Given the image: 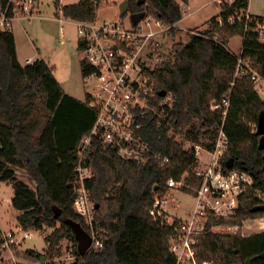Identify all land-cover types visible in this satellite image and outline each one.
<instances>
[{
	"label": "trees",
	"instance_id": "1",
	"mask_svg": "<svg viewBox=\"0 0 264 264\" xmlns=\"http://www.w3.org/2000/svg\"><path fill=\"white\" fill-rule=\"evenodd\" d=\"M101 1L59 6L65 18L90 22L96 20ZM187 2L128 0V11L120 17L145 12L169 25L166 32L174 37L180 30L175 24L182 17L181 3ZM247 6L248 0H220L218 15L203 29L190 30L185 41L173 42L166 58L146 70L156 86L174 98L170 120L159 123L149 116L142 133L155 152L169 158L167 164L125 160L95 138L81 154L82 164L92 173L86 185L95 200L93 228L102 240L101 247L83 254L77 237L81 221L73 210L74 191L68 184L73 183L79 148L95 119L89 94L80 100L66 93L42 58L21 64L12 32H0V181L11 185V205L19 211L16 220L25 231L50 229L44 252L26 249L24 258L40 262L60 256L61 242L66 240L75 264H176L169 250L174 227L165 221L166 213L162 218L151 216L153 198L165 192L168 178L179 180L185 171L190 187L199 184L192 173L198 159L185 142L212 150L220 129L227 138L222 165L233 158L234 166L246 169L253 182L239 197L232 218H211L208 224L240 225L264 216V210L252 209L264 204V148H258L260 135L255 134L264 97L248 74H235L239 54L264 76V43L255 20L244 17ZM235 36L242 39L237 55L228 48ZM80 70L83 77L89 71L82 59ZM225 94L229 103L223 115V107L212 105L220 104ZM13 167L24 169L35 187L19 180ZM190 187L181 190L192 193ZM2 236L0 229V249L5 242ZM194 246L198 263L264 264V256H258L264 252V230L246 236L239 231H206L196 237Z\"/></svg>",
	"mask_w": 264,
	"mask_h": 264
},
{
	"label": "built area",
	"instance_id": "2",
	"mask_svg": "<svg viewBox=\"0 0 264 264\" xmlns=\"http://www.w3.org/2000/svg\"><path fill=\"white\" fill-rule=\"evenodd\" d=\"M42 2L43 0H0V32H11L16 21L40 18ZM249 14L245 12V19H254L259 36L263 35L264 21L259 22ZM53 19L58 20L55 17ZM72 21L78 33L81 59L89 66L84 78L95 82L93 91L88 93V104L95 111V119L78 151L79 159L72 183L73 210L81 221L80 228L87 231L85 233L90 239L89 248H98L102 246V240L97 237L93 228L95 200L86 185V180L92 173L89 167L82 164L80 156L91 139L95 138L125 160L138 164L152 161L158 165L169 162L167 156L155 152L142 136L143 124L149 116L159 123L168 122L170 110L173 109V94L157 87L146 72L163 60L161 38L165 36L169 25L155 20L145 12L128 26L121 21ZM235 74H248L254 86L264 90V76L251 65L248 57L238 54ZM228 103V94H225L220 104H214L212 108L223 107L222 114L225 115ZM169 133L172 135V130ZM184 146L194 148L198 164L192 169V173L199 179V184L193 188L185 182L187 171L179 180L168 178L165 192L155 194L150 214L154 218H162L166 213L165 221L174 227L169 250L175 256L176 264H207L206 261L198 263L196 260V237L206 231H237V224L209 225L208 222L211 218H232L236 213L239 197L251 186L253 177L246 169L234 164L231 168L222 165L221 158L227 146V138L222 129L219 130L213 149H204L208 156L204 164H200L198 157V150L201 148L199 145L193 146L186 141ZM183 187L193 190L192 210L186 213V218L170 216L165 210L169 196L166 191L175 188L181 190ZM174 221H177L176 224ZM51 261L56 260L52 258L48 262ZM40 262L24 263L14 258L0 259V264Z\"/></svg>",
	"mask_w": 264,
	"mask_h": 264
},
{
	"label": "rangeland",
	"instance_id": "3",
	"mask_svg": "<svg viewBox=\"0 0 264 264\" xmlns=\"http://www.w3.org/2000/svg\"><path fill=\"white\" fill-rule=\"evenodd\" d=\"M77 0H60L58 4L53 1L43 0L40 5V18H33L29 21L16 24L11 32L14 36L17 57L21 63L34 55L36 58L44 59L54 77L59 81L61 87L66 93L80 100L84 99L85 93H91L95 82L85 79L81 75L80 60L82 52L78 49V33L76 26L71 19L65 18L60 10V5L71 4ZM220 0H188L187 3H181L182 18L178 23L179 32L171 37L166 32L161 38L163 52V60L170 50L171 44L175 41H185L190 30H201L205 26V22L210 18L218 15ZM230 1V0H228ZM122 0H102L98 5L96 12L97 23L108 21L115 23L123 22L128 26L133 20L130 14L120 17L119 4ZM248 12L254 16L264 18V0H248ZM58 20H54L53 18ZM61 26V28H60ZM63 35L62 37H60ZM260 41L264 43V34L260 36ZM241 47V37H232L228 42V48L233 53H238ZM258 93L264 97V90L256 86ZM198 157L200 164H204L208 160L205 148L199 146ZM19 180L34 188V182L29 179L26 171L19 167H13ZM168 192V203L165 210L170 216L178 218H186L187 212L192 210L194 205V195L188 191L180 189H170ZM13 190L10 184L0 181V229L5 237V242L0 249V259H15L19 262H36L30 258H24L23 253L26 249L44 252L46 248L44 237L49 233L50 229L25 231L17 222L16 215L18 210L12 207L11 197ZM221 224V223H220ZM224 225V224H222ZM238 225V224H237ZM264 230V216L245 219L236 232L241 235H248L254 232ZM234 232V233H236ZM221 233H226L221 231ZM8 234H10L8 236ZM27 234L30 236L27 237ZM62 254L54 257L56 261L48 262L50 259L41 260L38 264H72L75 260L73 248L69 241H62ZM17 251V253H16ZM74 257V260H73ZM72 260V261H71Z\"/></svg>",
	"mask_w": 264,
	"mask_h": 264
},
{
	"label": "water",
	"instance_id": "4",
	"mask_svg": "<svg viewBox=\"0 0 264 264\" xmlns=\"http://www.w3.org/2000/svg\"><path fill=\"white\" fill-rule=\"evenodd\" d=\"M119 11L120 14H123L128 11V0H122V2L119 4ZM142 13H136L132 15L133 20L132 22H135L139 19ZM255 134L260 135L259 141H258V148H264V112L261 111L257 118V123L255 125ZM234 164L233 158H228L225 162V166L227 168H231ZM72 183L68 184V187H71ZM253 210H264V204H258L252 208ZM77 237H78V249L80 253H85L89 247H90V239L87 236V234L81 230L80 228H77ZM258 256H264V252L259 254ZM74 263V262H73ZM249 261L246 260L244 264H248ZM75 264V263H74Z\"/></svg>",
	"mask_w": 264,
	"mask_h": 264
},
{
	"label": "crops",
	"instance_id": "5",
	"mask_svg": "<svg viewBox=\"0 0 264 264\" xmlns=\"http://www.w3.org/2000/svg\"><path fill=\"white\" fill-rule=\"evenodd\" d=\"M59 2H60V0H59ZM247 12H248V9H247ZM249 13V12H248ZM251 14V13H250ZM182 18V17H181ZM69 19V18H68ZM181 20V19H180ZM180 20L179 21H177L176 22V27H178L179 28V26H178V23L180 22ZM22 22H24V20H20V21H16L15 22V24H14V26H13V28H15L16 27V24H18L19 26H20V23H22ZM21 27V26H20ZM180 29V28H179ZM231 40V39H230ZM230 40H229V42H230ZM241 41H242V39H241ZM240 49H241V47L239 48V51H238V53H240ZM238 53H236V55L238 54ZM17 54V53H16ZM18 58V57H17ZM28 58H30V59H28ZM36 57L34 56V55H30L29 57H27V59L24 61V63H21L20 62V60H19V62L21 63V64H26V63H29V62H31L33 59H35ZM51 69V68H50ZM58 81V80H57ZM59 82V81H58ZM61 85V84H60ZM65 91V90H64Z\"/></svg>",
	"mask_w": 264,
	"mask_h": 264
}]
</instances>
